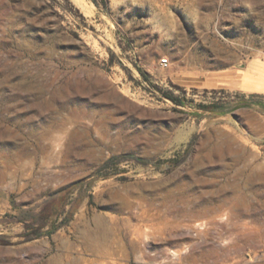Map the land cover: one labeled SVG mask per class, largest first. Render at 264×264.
Listing matches in <instances>:
<instances>
[{
  "label": "rangeland",
  "instance_id": "obj_1",
  "mask_svg": "<svg viewBox=\"0 0 264 264\" xmlns=\"http://www.w3.org/2000/svg\"><path fill=\"white\" fill-rule=\"evenodd\" d=\"M0 264H264V0H0Z\"/></svg>",
  "mask_w": 264,
  "mask_h": 264
},
{
  "label": "built area",
  "instance_id": "obj_2",
  "mask_svg": "<svg viewBox=\"0 0 264 264\" xmlns=\"http://www.w3.org/2000/svg\"><path fill=\"white\" fill-rule=\"evenodd\" d=\"M160 64H161L162 66H168V64H169V60H168V58H167V57H162V58L160 59Z\"/></svg>",
  "mask_w": 264,
  "mask_h": 264
},
{
  "label": "trees",
  "instance_id": "obj_3",
  "mask_svg": "<svg viewBox=\"0 0 264 264\" xmlns=\"http://www.w3.org/2000/svg\"><path fill=\"white\" fill-rule=\"evenodd\" d=\"M173 101H177V99L175 97H170ZM178 102V101H177Z\"/></svg>",
  "mask_w": 264,
  "mask_h": 264
},
{
  "label": "bare ground",
  "instance_id": "obj_4",
  "mask_svg": "<svg viewBox=\"0 0 264 264\" xmlns=\"http://www.w3.org/2000/svg\"><path fill=\"white\" fill-rule=\"evenodd\" d=\"M80 132H81V131H80ZM86 133H87V132H86ZM90 133H91V132H90ZM75 134H76V133H75ZM89 231H90V230H89ZM89 231H88V232H89ZM88 239H89V238H88ZM98 241H100V240H98ZM94 242H95V241H94Z\"/></svg>",
  "mask_w": 264,
  "mask_h": 264
}]
</instances>
